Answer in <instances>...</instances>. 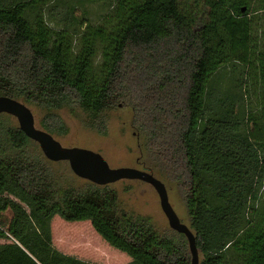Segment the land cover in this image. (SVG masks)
I'll use <instances>...</instances> for the list:
<instances>
[{"label": "trees", "instance_id": "trees-1", "mask_svg": "<svg viewBox=\"0 0 264 264\" xmlns=\"http://www.w3.org/2000/svg\"><path fill=\"white\" fill-rule=\"evenodd\" d=\"M105 1L0 0V95L35 107L53 136L68 133L63 108L106 135L109 111L129 106L146 157L180 190L198 264H264V0H108L101 22L77 17ZM11 117L0 264H94L54 247L56 215L89 220L125 264H190L183 234L125 210L111 184L62 183Z\"/></svg>", "mask_w": 264, "mask_h": 264}, {"label": "rangeland", "instance_id": "rangeland-1", "mask_svg": "<svg viewBox=\"0 0 264 264\" xmlns=\"http://www.w3.org/2000/svg\"><path fill=\"white\" fill-rule=\"evenodd\" d=\"M185 3H191L192 0H182ZM109 9L108 0L105 3H90L84 8L76 9L77 17L88 19L92 23L101 22L104 14ZM258 34L262 37L261 43L264 44V22L260 23ZM230 77H226L224 85L230 84ZM249 102H253L257 90L255 92L250 88ZM35 118V125L40 127V112L32 106H29ZM60 115L68 126V133L62 136H54L63 146L80 147L98 152L109 164L110 167H135L146 170L157 178H159L166 186L169 202L171 203L181 222L189 224L182 199L177 185L161 174L158 167L151 163L141 147V138H139L136 130L132 126V110L129 106H118L108 113V131L106 135H99L96 131L85 125L83 114L79 110H69L63 108L59 110ZM4 116H10L6 113H0ZM12 123L17 124L14 117H11ZM52 168L59 174L61 182L73 186H81L85 179L76 176L70 169L66 161H50ZM153 166L152 169H149ZM118 193L121 206L134 214H140L151 218L154 226L160 232L169 231L167 219L161 210L159 197L155 189L148 183L141 180H120L111 184ZM53 232L55 235L56 246L70 247L68 244H77L75 240L83 237L92 241L98 252L93 261L95 264H106L105 258H111L109 264H123L131 260L124 252L112 247L91 227L89 220L83 221H66L59 216L52 219ZM60 236V237H57ZM5 240H0L3 242ZM63 242V243H62ZM69 256L76 257L78 251L68 250ZM78 258V257H76ZM104 258V259H103ZM108 263V262H107Z\"/></svg>", "mask_w": 264, "mask_h": 264}, {"label": "water", "instance_id": "water-1", "mask_svg": "<svg viewBox=\"0 0 264 264\" xmlns=\"http://www.w3.org/2000/svg\"><path fill=\"white\" fill-rule=\"evenodd\" d=\"M245 7L241 8L244 11ZM0 113L14 117L23 133L36 142L43 156L52 162L66 161L71 171L79 178L97 185L112 184L120 180H141L150 184L159 197L170 229L185 236L190 252V264H198L199 255L195 244V235L180 218L169 202L165 184L153 173L135 167H110L106 160L90 149L76 146H63L52 134L35 125V118L31 108L21 99L0 95Z\"/></svg>", "mask_w": 264, "mask_h": 264}, {"label": "crops", "instance_id": "crops-1", "mask_svg": "<svg viewBox=\"0 0 264 264\" xmlns=\"http://www.w3.org/2000/svg\"><path fill=\"white\" fill-rule=\"evenodd\" d=\"M51 233H52V242H53V245L59 251H61V252H63V253H65V254L68 255V254H70V252L68 250H71V251L76 250V251H78L77 254H73V255H75L79 259H82V260H85V261L94 263L93 260L96 258V257H94V255L98 252V250H97V248H95V246H94V244H93L92 241H89L88 239H86V238L83 237L82 239L75 240L77 242L76 245L75 244L73 245V244L70 243V245L68 244V246H70L69 248L66 247V246H63V248H62V247L56 246V240H55L56 238H55V235H54V232H53L52 223H51ZM57 237H60V236H57ZM110 259L111 258H108V259L105 258L104 259L105 260L104 262L107 261L108 263L106 262V264H109ZM129 261H127V262H129ZM123 264H125V263H123Z\"/></svg>", "mask_w": 264, "mask_h": 264}]
</instances>
